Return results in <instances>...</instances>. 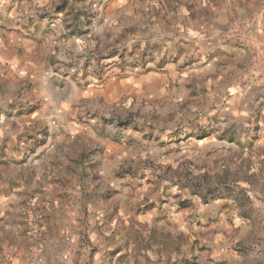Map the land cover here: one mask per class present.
I'll use <instances>...</instances> for the list:
<instances>
[{"label":"rangeland","instance_id":"obj_1","mask_svg":"<svg viewBox=\"0 0 264 264\" xmlns=\"http://www.w3.org/2000/svg\"><path fill=\"white\" fill-rule=\"evenodd\" d=\"M6 12L28 72L0 77V264H264L262 109L230 120V59L212 68L219 53L247 62L254 42L264 56V0H18ZM39 26L78 35L82 51L47 48ZM183 30L210 45L175 81L114 83L177 62Z\"/></svg>","mask_w":264,"mask_h":264},{"label":"crops","instance_id":"obj_2","mask_svg":"<svg viewBox=\"0 0 264 264\" xmlns=\"http://www.w3.org/2000/svg\"><path fill=\"white\" fill-rule=\"evenodd\" d=\"M16 1L18 0H0V19H3V16L7 14L6 11L10 3L15 4ZM38 1L42 4H46L57 0ZM13 19L16 21L21 20L18 14H14ZM60 25L63 28L62 24ZM39 28L41 29L43 27L39 26ZM56 29L57 28H53L52 31H44L43 28V30L34 29V31H36L38 39L42 43H44V45H46V42L48 43L47 48H49V45L54 44H57L58 46H65L69 57L73 56L78 51H82V47L84 45L78 35L68 38L66 41H64V43H62L61 38L59 39L58 37L60 32H57ZM183 31L184 32H182L183 34L181 35L184 36V40H186L187 43L184 44L183 47H178L185 48L186 53L184 49H181V53L184 52V54L180 56V59H178L177 62H169L164 64L163 66L160 65V67H156V64L159 63L158 59H156L150 63L151 68L150 72H148V75L133 73L130 74V77H128L127 79H124L122 81H114V83H118V86H129L132 84H139L142 87L148 88V90H158L163 89L172 80L175 81L178 75L177 65L181 62H184V59L187 56H191V54H194L199 57L200 54L204 53L203 45H210L208 41H202L201 39H199V35L190 34L185 30ZM4 34L5 30L3 28H0V77L7 76V74L9 75V73H14L15 76L23 78L28 72L27 70H25L28 66L27 60L22 57H19L18 50L10 44V41H8V38ZM167 35L169 37L176 36L175 34L169 33ZM261 35L262 37L264 36L263 33H261ZM235 36L237 37L238 34H235ZM216 40L217 39H215L211 44V51L216 50L218 47V44H216ZM260 52V47H258L257 43L254 42V44L249 47L250 56L248 58V61L245 63L241 61V55H238L237 53H234V55H229L227 53H219L217 56L218 58H214V61H212V68L217 62H219V59H230V61L228 62L230 66L229 69L231 70V73L229 75V83L226 87V94L224 93L222 97L228 103L226 105V112L229 115V119L231 120L233 119L234 115L237 116L238 111L241 113L240 117H243L244 115L242 114H245L246 111V113L255 112L254 114L258 116L257 109H262V111L259 110L261 114L258 119V124L260 125L262 136L259 139L258 145H261L260 147H264V56H260ZM240 62L242 64L239 67L238 65ZM181 77L182 78L180 80L182 82H188L187 78H185L184 75H182ZM39 78H43V75H40ZM39 84H41V82H39ZM252 90H255V95L253 97L249 96V94L251 95L250 92H252ZM0 108L2 109V107ZM1 109L0 115L3 114V111ZM251 116L252 115L248 114L247 118L250 119ZM254 128L255 125H253L252 129ZM5 188L6 187H3V185L0 184V190H3Z\"/></svg>","mask_w":264,"mask_h":264}]
</instances>
